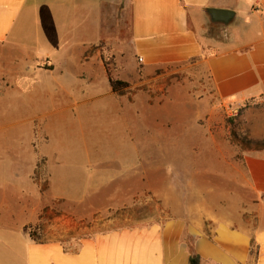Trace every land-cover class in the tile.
Returning a JSON list of instances; mask_svg holds the SVG:
<instances>
[{
    "label": "crops",
    "instance_id": "1",
    "mask_svg": "<svg viewBox=\"0 0 264 264\" xmlns=\"http://www.w3.org/2000/svg\"><path fill=\"white\" fill-rule=\"evenodd\" d=\"M207 8L242 10L246 22L209 45L197 32L210 21ZM258 14L264 15V0H0V264H190L186 237L201 264H264L263 152L245 159V207H210V222L185 209L162 223L63 235L52 230L39 239L29 234L36 212L23 201L37 192L31 186L36 168L53 166L56 152L62 164L70 162L72 128L80 132L75 142L96 150L83 128L101 110L121 121L128 136L135 119L164 117L166 98L154 91L183 66L205 70L224 102L264 97ZM119 29L130 66L142 72L128 87L136 89L120 95L106 74V66H119L117 55L106 62ZM103 79L108 88L100 93ZM104 98L101 109L95 102ZM56 120L64 127L58 138Z\"/></svg>",
    "mask_w": 264,
    "mask_h": 264
},
{
    "label": "rangeland",
    "instance_id": "2",
    "mask_svg": "<svg viewBox=\"0 0 264 264\" xmlns=\"http://www.w3.org/2000/svg\"><path fill=\"white\" fill-rule=\"evenodd\" d=\"M242 12L228 24L207 21L197 32L209 45L211 39L224 41L246 22ZM254 21L264 22V15H256ZM123 36L119 29L118 45L106 59L109 63L117 55L119 66L106 67L113 78L131 86L141 81L142 72L140 66H130ZM183 67L154 91L166 98L164 117L135 119L128 136L118 126L121 121L101 110L95 123L83 128L93 136L96 144L90 148L96 150L83 149L74 141L80 135L75 127L70 162L62 164L56 152L53 166L36 168L31 186L37 192L23 200L37 215L29 226L33 236L40 239L52 230L63 235L75 229L94 232L162 223L173 216L171 211L185 209L191 217L210 222V207H245V159L264 153V97L240 104L224 102L213 94L205 70ZM103 80L100 93L108 88ZM106 99L95 103L102 109ZM58 122L56 138L64 130ZM3 138L10 142L13 137ZM32 145L36 147L35 142ZM55 147L62 149L57 139Z\"/></svg>",
    "mask_w": 264,
    "mask_h": 264
},
{
    "label": "trees",
    "instance_id": "3",
    "mask_svg": "<svg viewBox=\"0 0 264 264\" xmlns=\"http://www.w3.org/2000/svg\"><path fill=\"white\" fill-rule=\"evenodd\" d=\"M106 74H107L109 85L113 93L120 95L126 92V90L129 87L127 82L113 78L110 75V72L107 68H106ZM29 234L30 236H33L31 232ZM186 242L188 243L189 252H190V256H189L190 264H201V258L198 256V254L194 252V249L192 246V240L189 237H186Z\"/></svg>",
    "mask_w": 264,
    "mask_h": 264
},
{
    "label": "water",
    "instance_id": "4",
    "mask_svg": "<svg viewBox=\"0 0 264 264\" xmlns=\"http://www.w3.org/2000/svg\"><path fill=\"white\" fill-rule=\"evenodd\" d=\"M206 12L213 23L228 24L235 15L234 11L228 9L207 8Z\"/></svg>",
    "mask_w": 264,
    "mask_h": 264
},
{
    "label": "built area",
    "instance_id": "5",
    "mask_svg": "<svg viewBox=\"0 0 264 264\" xmlns=\"http://www.w3.org/2000/svg\"><path fill=\"white\" fill-rule=\"evenodd\" d=\"M138 61H141V59H140V58H138Z\"/></svg>",
    "mask_w": 264,
    "mask_h": 264
}]
</instances>
